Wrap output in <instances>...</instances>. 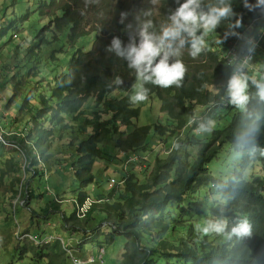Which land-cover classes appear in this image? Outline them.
Instances as JSON below:
<instances>
[{"label": "trees", "instance_id": "trees-1", "mask_svg": "<svg viewBox=\"0 0 264 264\" xmlns=\"http://www.w3.org/2000/svg\"><path fill=\"white\" fill-rule=\"evenodd\" d=\"M246 2L255 6L258 0ZM225 3L232 6L236 15L222 19L217 28L208 33L207 46L200 57L193 60L185 46L181 59L188 71L182 86L165 89L146 85L150 89L148 100L160 101L161 114L166 121L145 127L135 124L141 110L128 100L135 82L134 70L128 69L126 61L108 53L106 48L113 37H119L124 46L130 37H135L138 43V26L146 20L153 22L150 31L158 33L178 6L176 0H158L157 4L151 0H40L36 7L21 11L19 18L24 23L37 13L40 22L42 19L44 22L37 30L29 22L22 37L14 32L7 38L12 26H6V20L0 17V102L6 99L5 109L13 106L17 114L15 117L12 114L11 121L0 119L2 130H11L3 132V142H0V188L8 186L6 192L11 193L10 197L4 194L3 198L16 199L20 194L23 200L41 199L35 193L34 181L47 175L48 166L62 167L66 162L62 155L71 156L66 175L73 178L80 189L77 199H71L75 206L71 218L62 211L64 200L56 198L42 210L43 216L38 215L39 218L33 220L36 228L18 234L21 237L36 233L39 239L38 245L29 238L19 243L20 259L29 257L37 264L43 257L51 259L50 264L64 261L67 254L61 240L40 244V219L59 213L63 218L62 226L70 235L81 233L87 244L90 240L99 247H111L125 240L121 264H264V177H254L247 182L242 175L254 163H261L264 170V155L260 151L252 157L245 154L241 157V170L235 169L227 180L208 169L224 145L230 144L234 150V134L245 115L220 102L228 77L250 49L251 42L260 35L253 60L261 47L264 50V6L249 11L244 6L245 0H225ZM218 4L219 0H201L205 10ZM148 12L151 14L145 15ZM121 13L127 14L123 23ZM258 21L260 25L254 26L256 30L245 31ZM92 35L95 41L89 52L76 48L80 40ZM67 49L74 53L65 63L62 55ZM245 71L250 77L247 107L261 116L258 148L264 149V102L259 100L251 82L253 79L264 82V65L260 68L252 65ZM117 76L123 81L121 86L113 83ZM5 87L7 93H3ZM116 92L123 93L122 99H110ZM91 98L95 102L92 116L80 122L78 128L70 125L71 120L85 117L84 106ZM195 107L206 110L198 117ZM193 118L196 123H189ZM206 118L217 121L216 130L201 136L194 129ZM67 120L70 121L57 137L55 127ZM220 122L225 124L222 128H218L222 125ZM66 134L75 139L53 158L52 149ZM5 143H13L16 150L7 151ZM161 147L168 152L154 156ZM195 148L196 156L191 159V150ZM118 152L127 155V160L137 156L140 161L127 166L121 177L109 178L107 192L96 190L90 197L86 190L95 182L96 161L113 166L118 161L114 153ZM18 156L26 162L25 167ZM21 173L29 178L22 180ZM216 195L225 201L228 221L225 234H213L214 241L223 242L221 246L202 236L192 224L183 220L170 223L174 220L169 213L171 204H177L184 216L192 207L200 211ZM88 201L92 206L83 220L78 213ZM30 210L36 214L34 209ZM94 215L102 217L103 221L99 222ZM241 220H247L249 234L229 236L231 228ZM182 228H189L187 234ZM3 235L6 233L0 238ZM84 246H77V255L85 253Z\"/></svg>", "mask_w": 264, "mask_h": 264}, {"label": "rangeland", "instance_id": "rangeland-1", "mask_svg": "<svg viewBox=\"0 0 264 264\" xmlns=\"http://www.w3.org/2000/svg\"><path fill=\"white\" fill-rule=\"evenodd\" d=\"M39 1L40 0H0V17L1 19L2 17H4V19L6 20V26H12V28L8 30L7 38L11 37L14 32L18 33L20 37L24 36L25 32L23 30L26 28L29 22L32 24L35 30L41 27L44 20L42 19V22H40L39 15L37 13L33 14L30 20L24 23H21V20L19 18V13L21 11L24 12L29 7H36ZM256 25L257 27H259L260 22L258 21L255 24L251 23L250 26H247L245 28V31H247L248 33L253 32L257 28L254 27ZM94 41L95 35L84 38L77 43L76 48H81L85 52H89L94 44ZM73 53L74 51L72 49L66 50V52L62 55L65 63ZM263 58L264 50L261 47V49L259 50V54L255 55V58L250 63V66L254 65L258 68L262 67L264 65ZM3 93H7L6 87L3 89ZM123 96L124 95L122 92H116L112 97H110V99L112 98L119 100L122 99ZM5 100L6 99L0 102V119H7L8 121H11L12 114L13 117H15L17 114L15 113V110H13V106L5 109ZM136 106L141 110L140 118L138 122L135 123L138 127L152 126L157 122L165 124L164 121H166V118L161 114V103L157 98L147 100L143 103L137 104ZM94 109L95 102L94 99L91 98L84 106L85 117L83 119H80L79 121L71 120V123L69 124L78 128L80 122H83L86 118L92 116ZM205 110L206 108L204 107L194 108L195 115H197L198 117L201 115V113L205 112ZM231 110L233 109L231 108ZM69 121L70 120H67L65 124L59 126L57 125L55 127V134L57 137H59L63 133L65 125ZM219 125H221V127L218 128H222L225 124L220 122ZM0 130V142H3L1 135L3 134V132H8L11 130H7V128H4V130H2L1 128ZM133 130L134 129L132 128V131ZM200 135L204 136V134ZM184 138L185 137H182L181 139ZM74 139L75 137L71 134L70 136L66 134L65 138H63L61 141L57 140L56 146H54V148L52 149L54 155L53 158H55V155H59L57 153H60V151H62V148L67 146L69 142L73 141ZM83 139L77 141L75 144L79 143ZM170 143L166 145L167 148L170 147ZM5 144L7 151L16 150V146L13 143ZM155 147L157 146L154 144V148ZM151 148L153 147L151 146ZM165 150L164 147L159 148L156 153L154 152V156L156 154L160 155L161 153H164ZM166 151L168 152V149ZM196 152V148L191 150V159L195 158ZM184 153L186 154L187 151H184ZM114 154L118 157V161L115 162L113 166L111 164H107V162H102L99 160L96 161L94 169L95 182L86 190V193L90 197L94 196V192L96 193V190L99 193H103V191L107 192L110 188L107 180L109 178H119L122 176L123 170H127L126 161L128 156L119 152ZM62 156L66 161L62 164V167L48 166L47 175H42L34 181V183L36 182L37 184L35 193L40 195L41 199H36L35 201H28V199L23 200L21 195L18 194L16 199L12 198L6 201V199L3 198V195L6 194L8 195V197L11 196V193L6 192L8 186L0 188V235H2L3 232L6 233V235H3L2 238H0V264H37L31 262L29 257L20 259L17 250L19 243H21V241H24L26 238H29L30 240L34 241L36 245H38L39 239H37V237L35 236L36 233H30L21 237H18V234L20 233L22 235L23 231L28 228H36V226L33 225V220L39 218L38 215L43 216L42 210L45 209V207H47L49 203L56 200V198L64 200L62 204V211L66 214L67 218H71L75 214V206L73 205V203H71V199H77L80 189L77 182L73 178H68V175H66L72 162L71 156ZM18 160L21 162L22 167H25L26 162L24 161L22 156H18ZM240 165L241 157H237L230 144H226L224 145L222 151L218 154V157L208 165V169L213 175L227 180L232 176L235 169L239 171L241 170ZM113 171H117V173L113 174ZM21 174L22 180L29 178V176H25L24 173ZM242 175L243 180L247 182H251L254 177H264L263 165L261 163H254L250 165L246 170H244L242 172ZM140 178L142 179V177ZM110 181L113 183L112 180ZM15 205L16 207H18L17 209H15ZM207 208L211 210L209 211ZM30 209H34L36 214L31 213ZM225 211V201L220 195H216L214 198H210L207 204L204 205V208H202L200 211L197 208L192 207L190 212L185 214L184 216H182L180 210H178L177 204H171L169 207V213L172 214L174 220L170 221V223L174 224L175 222L177 223L183 220L189 224H192L197 232H199L202 236L206 237L209 241L212 242L214 241L213 234L204 235L198 229V226H203V224L208 220L226 219ZM93 217L96 218L99 222L103 221V218L100 216L94 215ZM85 218L86 215L83 217V219ZM40 220L41 221L39 227L42 229L41 237L43 239H41L40 244L50 242L52 240H61L62 242V247L67 256L64 257V261L60 260V264H74L75 261H80L81 264H121L124 259L125 240H121L120 243L115 246L99 247L98 245L91 243L90 240L88 244L87 242L83 241V235L81 233L75 234L74 237L73 235L71 236L68 229L62 226L63 218L59 213L55 216L50 215L48 217H43ZM17 223L19 224V226ZM82 224H84V221H82ZM188 230L189 228L181 229V231H184L185 234H187ZM104 232H106V230H104ZM101 240H103V238H101ZM214 243L216 246H221L223 242L218 240L214 241ZM81 244L85 245L84 250L86 249V251L84 254L77 255V246ZM39 262L40 263L38 264H50L51 259L43 257L39 260Z\"/></svg>", "mask_w": 264, "mask_h": 264}, {"label": "clouds", "instance_id": "clouds-1", "mask_svg": "<svg viewBox=\"0 0 264 264\" xmlns=\"http://www.w3.org/2000/svg\"><path fill=\"white\" fill-rule=\"evenodd\" d=\"M157 4L158 0H151ZM178 6L168 15L167 22L160 26L159 32L150 31L153 22L146 20L139 24L137 35L129 38V43L124 46L119 37H113L110 46L106 48L108 53H114L116 57L127 62V68L134 70L135 82L132 84V94L128 97L130 105H137L148 100L150 89L146 85L159 88H177L182 86L188 71L181 57L187 45L188 55L197 59L206 48L205 37L217 28L222 19L236 15L230 4L225 0H219L216 6H208L205 10L201 7V0H176ZM245 7L252 11L254 7L264 6V0H258L255 6L249 5L245 0ZM151 13H145L150 15ZM126 13H121V23L126 18ZM241 23L237 21V25ZM131 27V26H129ZM248 60L237 63L232 69L227 80L225 95L221 97V103L233 106L241 110L245 115L242 118L238 131L234 134V151L237 157L245 154L252 157L257 151L264 155V149L258 148V133L261 131L259 121L261 116L248 109L249 81L250 77L245 71ZM257 90L260 101L264 102V82L252 80ZM116 86H121L123 81L117 76L113 80ZM189 123H196L195 118ZM217 121L212 118L202 119L195 132L212 134L216 130ZM198 229L204 234H225L228 229L226 219L206 221ZM250 232L247 220H241L231 228L229 236H245ZM74 264H81L75 261Z\"/></svg>", "mask_w": 264, "mask_h": 264}, {"label": "built area", "instance_id": "built-area-1", "mask_svg": "<svg viewBox=\"0 0 264 264\" xmlns=\"http://www.w3.org/2000/svg\"><path fill=\"white\" fill-rule=\"evenodd\" d=\"M262 35H260L255 41H252L251 42V47L250 49L242 56L241 58V61H243L244 59H247L248 60V64L247 66L245 67V70H247V68L250 67V63L253 61V53H254V50L255 48L257 47L258 43H259V40L261 39ZM240 61V62H241ZM140 161V158L137 157V156H132L131 158H129L126 162V167L129 166L130 164H133V163H138ZM92 206V202L91 201H88L85 206L83 208H81L79 210V213H78V217L83 219V217L87 214V212L90 210ZM93 262V261H92Z\"/></svg>", "mask_w": 264, "mask_h": 264}, {"label": "bare ground", "instance_id": "bare-ground-1", "mask_svg": "<svg viewBox=\"0 0 264 264\" xmlns=\"http://www.w3.org/2000/svg\"><path fill=\"white\" fill-rule=\"evenodd\" d=\"M253 54H254V53H253ZM94 203H95V202H94ZM82 208H83V207H82ZM77 212H78V211H77ZM88 212H89V211H88ZM91 212H92V211H91ZM89 214H90V213H89ZM89 214H88V216H89ZM83 220H85V219H83ZM83 220H82V221H83Z\"/></svg>", "mask_w": 264, "mask_h": 264}]
</instances>
